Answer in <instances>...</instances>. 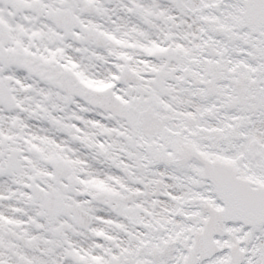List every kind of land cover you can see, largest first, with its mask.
I'll return each mask as SVG.
<instances>
[{
    "label": "snow or ice",
    "instance_id": "obj_1",
    "mask_svg": "<svg viewBox=\"0 0 264 264\" xmlns=\"http://www.w3.org/2000/svg\"><path fill=\"white\" fill-rule=\"evenodd\" d=\"M0 264H264V0H0Z\"/></svg>",
    "mask_w": 264,
    "mask_h": 264
}]
</instances>
